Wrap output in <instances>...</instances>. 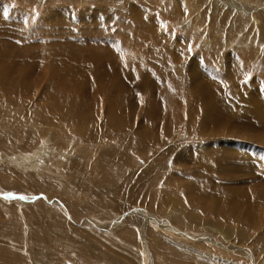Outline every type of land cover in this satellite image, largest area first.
Listing matches in <instances>:
<instances>
[{"label":"rangeland","instance_id":"rangeland-1","mask_svg":"<svg viewBox=\"0 0 264 264\" xmlns=\"http://www.w3.org/2000/svg\"><path fill=\"white\" fill-rule=\"evenodd\" d=\"M124 38L144 43L129 68L93 67L82 49L127 51ZM0 61V80L27 76L0 82V264H264V0H0ZM52 67L70 72L67 94L49 87ZM188 71L197 91L179 107L166 85ZM123 131L124 160L107 175L102 154ZM222 150L243 159L208 156ZM112 190L120 201L102 206Z\"/></svg>","mask_w":264,"mask_h":264},{"label":"bare ground","instance_id":"bare-ground-1","mask_svg":"<svg viewBox=\"0 0 264 264\" xmlns=\"http://www.w3.org/2000/svg\"><path fill=\"white\" fill-rule=\"evenodd\" d=\"M102 1V0H101ZM141 9V8H140ZM113 16V15H112ZM123 22V21H122ZM68 23V22H67ZM139 23V22H138ZM143 23V22H142ZM142 23H141V25H142ZM122 24V23H121ZM125 24V23H124ZM146 24V23H145ZM145 24H144V26L142 27L141 25H137L138 27H135V28H133V30H130V29H128L129 31H128V33H129V36H131V35H134V37L136 36V35H138V34H136L137 32H140V30H141V28H144V27H148L149 28V26H145ZM118 25H119V23H118ZM128 25V24H127ZM121 27V26H120ZM103 28V27H102ZM110 28V27H109ZM108 28V29H109ZM107 29V30H108ZM120 30H122L121 28H119ZM86 30V29H85ZM105 30V29H104ZM126 30V29H125ZM123 31V30H122ZM133 31H135V32H133ZM148 31H150V30H148ZM151 31H152V28H151ZM144 32H146V31H144ZM154 32V31H153ZM126 33V32H125ZM124 33V34H125ZM149 33V32H148ZM157 33V32H156ZM156 33H153V35L150 37V38H152V40H155V38L157 37L156 36ZM87 34V33H86ZM118 34V33H117ZM119 34H122V33H119ZM124 34H122V35H124ZM139 34H141V33H139ZM146 35V34H145ZM99 36V35H98ZM140 36H142V37H144L143 35H140ZM140 36L138 37H136V39L137 38H140ZM149 36H150V34H149ZM99 39V38H98ZM121 39V38H120ZM125 39V38H124ZM134 39V38H133ZM136 39H134V40H132L133 42H128V41H126V39L125 40H123V46H124V48L126 47V46H128L126 49H128L127 51L126 50H123V51H118L120 48H123V47H120L121 45H122V43L120 44V48L118 49V50H116L117 51V53L115 52V51H111L110 50V47L108 48L107 46V44H102V43H99V41L98 42H95V43H93V45L92 44H90L89 46H87L88 47V49H86V48H82L83 50H84V52H85V54L87 53L88 54V51L87 50H89V49H91V50H89V51H91L90 53L91 54H93V57H94V60H95V64H96V66H93V67H102L103 68V65H107L109 68H110V70L113 68V67H115V65L117 64V62L118 61H121V62H123L121 65H122V67H124V66H127L128 65V68H129V63H131V61L129 62V61H126L125 60V58H127L128 60H130V53L131 52H134V53H136V54H139L140 52H142V51H140V49L138 48V44H141V45H144V43L142 42V43H139V41H137L136 42ZM143 39H145V37L143 38ZM114 40V39H113ZM137 40H139V39H137ZM157 40V39H156ZM95 41V40H94ZM97 41V40H96ZM103 40H101L100 42H102ZM106 41V40H105ZM115 41V40H114ZM117 41V40H116ZM79 42V41H78ZM86 42H88V41H86ZM104 42V41H103ZM107 42V41H106ZM110 42V41H109ZM147 42V41H146ZM157 42V41H156ZM155 42V43H156ZM89 43H91V42H89ZM112 43V42H111ZM117 43V42H116ZM132 43H134L135 44V46H133L132 45ZM136 43H137V45H136ZM154 43V42H153ZM158 43V42H157ZM156 43V44H157ZM88 44V43H87ZM100 44V45H99ZM10 45V44H9ZM86 45V44H85ZM101 45H105V46H101ZM118 45V44H117ZM116 45V46H117ZM45 46H48V45H45ZM44 46V47H45ZM132 46H133V48H132ZM11 47V46H10ZM31 47H32V45H31ZM30 47V48H31ZM33 47H35V46H33ZM43 47V48H44ZM51 47V46H50ZM73 47V46H72ZM81 47L82 46H80V49H81ZM89 47H91V48H89ZM145 47V49H146V46H144ZM157 47H159V46H157ZM40 48V47H39ZM65 48V47H64ZM74 48V47H73ZM6 49V48H5ZM11 49V48H10ZM72 49V48H71ZM70 49V50H71ZM81 49V51H83ZM86 49V50H85ZM139 49V50H138ZM156 49H158V48H156ZM23 50V49H22ZM31 50V49H30ZM76 50V52H77V50L79 51V49H75ZM120 50H122V49H120ZM141 50H142V47H141ZM155 50V49H154ZM13 51H16V50H13ZM68 51V50H67ZM80 51V52H81ZM87 51V52H86ZM140 51V52H139ZM20 52V51H19ZM32 52V51H31ZM76 52H74V53H76ZM118 52H120V54L118 53ZM17 53V52H16ZM21 53V52H20ZM25 53H26V50H25V52H24V55H25ZM90 53H89V55H90ZM133 53V54H134ZM77 54V53H76ZM2 55V54H1ZM7 55V54H6ZM10 55V54H9ZM29 55V54H28ZM49 55H51V54H49ZM75 55V54H74ZM78 55V54H77ZM106 55V58H104L103 60L102 59H100V57L101 56H105ZM125 55V56H124ZM127 55L128 56H130L129 58L127 57ZM170 55V54H169ZM14 56V55H13ZM27 56V55H26ZM32 56V55H31ZM30 56V57H31ZM41 56V55H40ZM48 56V55H47ZM70 56V55H69ZM86 56V55H85ZM84 56V57H85ZM124 56V58H122ZM144 56V55H143ZM11 57H12V54H11ZM30 57H28V58H30ZM65 57H66V55H65ZM71 57V56H70ZM70 57H69V59H70ZM132 57H133V55H132ZM138 57V56H137ZM136 57V58H137ZM3 58V57H2ZM4 58H5V56H4ZM3 58V59H4ZM13 58L14 57H12V60H13ZM40 58V57H39ZM44 58H46V57H44ZM67 58V57H66ZM72 58V57H71ZM87 58V57H86ZM134 58V57H133ZM132 58V59H133ZM9 59V58H8ZM42 59H43V57H42ZM62 59V58H61ZM88 59V58H87ZM30 60V59H29ZM45 60H47V59H45ZM56 60V59H55ZM64 60V59H63ZM62 60V61H63ZM75 60V59H74ZM86 60V59H85ZM89 60V59H88ZM142 60V59H141ZM2 61H4V60H2ZM9 61V60H8ZM10 61H11V59H10ZM20 61V60H19ZM42 61V60H41ZM61 61V62H62ZM69 61H71V59L69 60ZM69 61H67L68 63H69ZM76 62H77V60H75ZM93 61V60H92ZM161 61V60H160ZM1 62V61H0ZM7 58H6V61H4V64L3 65H7L8 63H10V62H7ZM22 63H23V61H21ZM27 62V61H26ZM66 62V61H65ZM72 63H70V64H67V66H65L66 68H68V69H64V70H68V71H73V72H76L77 74L79 73V72H81L82 70H79L77 67H75V65H73L75 62L72 60L71 61ZM74 62V63H73ZM120 62V63H121ZM133 62V61H132ZM20 63V62H19ZM58 62H56V64H57ZM90 63V62H89ZM141 63V62H140ZM11 64H12V61H11ZM10 64V65H11ZM45 64V63H44ZM59 64V63H58ZM62 65H63V63H61ZM94 63H91V66L93 65ZM119 64V63H118ZM134 64H135V62H134ZM142 64V63H141ZM15 65V64H14ZM25 65V64H24ZM45 65H47V64H45ZM53 65V64H52ZM55 65V64H54ZM61 65V66H62ZM138 65V64H137ZM23 66V65H22ZM22 66L20 67V68H22ZM55 66H57V65H55ZM55 66H54V68H55ZM60 66V67H61ZM106 66V67H107ZM117 66V65H116ZM131 66V65H130ZM140 66V65H139ZM8 67H10L9 65H7V69H9ZM47 67V66H46ZM63 67V66H62ZM61 67V68H62ZM64 67V68H65ZM105 67V66H104ZM119 67H120V65H119ZM12 68V67H11ZM48 68V67H47ZM53 68V67H52ZM54 68L51 70V73L49 74V75H52V76H55L56 78H52L51 80L52 81H50L49 80V82H48V84H50V86L49 87H52L53 88V86H56V88H58L59 89V86H61L62 84L60 83V80H63V78H65V76H64V74L66 73V74H69L70 75V72H65V71H62L59 67H57V69L56 70H54ZM131 68V67H130ZM4 69L6 70V68L4 67ZM3 69V71H4V73H5V70ZM12 69H14V68H12ZM23 69V68H22ZM49 69V68H48ZM59 69L62 71H59ZM88 69H90V68H88ZM94 69H96V68H94ZM93 69V70H94ZM0 70H2V67H0ZM24 70H26V68L24 69ZM50 70V69H49ZM77 70H79V71H77ZM84 71H86L85 69H83ZM92 70V71H93ZM126 70V69H125ZM3 71H0V72H2L3 73ZM83 71V72H84ZM7 72V71H6ZM9 72V71H8ZM20 72V71H19ZM82 72V73H83ZM87 72H88V70H87ZM89 72H90V70H89ZM100 74H99V77H98V79H97V81L96 82H98L99 84H97L96 83V85H93V86H97L96 87V89H97V91L99 92H101L102 94H103V92H104V89H107L106 88V86H104V80L103 81H101L102 79H103V77H102V75H101V73L103 72L102 70L101 71H98ZM111 73L112 72H114V71H110ZM10 73H15V71L13 72V71H11ZM22 73V72H21ZM20 73V74H21ZM29 73V72H28ZM35 73V72H34ZM81 73V76L82 77H84L83 76V74ZM85 73V72H84ZM110 73V74H111ZM165 73V72H164ZM1 74V73H0ZM17 74H19L18 73V71H17ZM16 73H15V75L17 76V77H15V79L16 80H22L23 81V79H24V77L26 76V74H25V76H23V75H17ZM24 74V73H23ZM32 74V73H31ZM75 75L76 77H78L79 75ZM87 74V73H86ZM89 74V73H88ZM106 74H109V72L108 73H106ZM69 75H67V76H69ZM93 75L94 74H92L91 76H92V78H93ZM113 75V74H112ZM136 75V74H135ZM193 74H192V72L190 71V73H189V71H188V73H186V75L184 76V78H183V80L181 81V80H174V79H172L173 80V82L171 81V82H169L166 86H167V88H169V90H170V93L169 92H167L168 94H166L167 96H168V98H169V102L170 101H172V102H180V101H182L181 102V104H179V107H180V105H185V102H188V100H189V98H191L192 96H194L195 94L194 93H196V91H197V89H196V87L195 88H193V87H191V83H194V77L192 76ZM2 77H1V80H0V82L1 81H3L2 80V78L5 76L4 74H2L1 75ZM7 76H9L8 74H6V77ZM3 78L4 79V81H6V79L7 78ZM36 77V76H35ZM49 78H51L50 76H48ZM89 77V76H88ZM88 77H86V78H88ZM102 77V78H101ZM9 78L12 80V81H10V80H8V81H10V83H12V82H14V81H16V80H14L11 76H9ZM25 78H27V76L25 77ZM90 78V77H89ZM88 78V79H89ZM113 78V77H112ZM41 79V78H40ZM57 79V81H58V83L57 82H55L54 80H56ZM79 79H81L80 77H79ZM106 79V78H105ZM166 79V78H165ZM167 79H168V77H167ZM14 80V81H13ZM27 80V79H26ZM25 80V81H26ZM47 80V79H46ZM94 80V79H93ZM196 80H198V79H196ZM195 80V81H196ZM3 81V82H4ZM75 81V80H74ZM101 81V82H100ZM28 82V81H27ZM111 82V81H110ZM2 83V82H1ZM5 83V82H4ZM15 84H16V82H14ZM47 83V82H46ZM75 83V82H74ZM14 84V85H15ZM20 84V83H19ZM26 84V83H25ZM53 84V85H52ZM91 83H88L87 82V85H90ZM118 84H120V83H118ZM170 84V85H169ZM10 85V84H9ZM13 84H11V86H12ZM17 85V84H16ZM57 85H59V86H57ZM106 85H109V84H107L106 83ZM193 85V84H192ZM82 86V88H83V86L84 85H81ZM142 86V85H141ZM189 86H190V89H189ZM49 87H48V90H49ZM67 88L68 87V84H63V86H61L60 87V89L59 90H61L62 89V91H64L65 92V94H67V92L66 91H68V88L69 87H71L70 85H69V87L65 90H63V88ZM120 87V86H119ZM200 87V86H199ZM15 88V87H14ZM55 88V87H54ZM85 88V87H84ZM94 88V87H93ZM86 89V88H85ZM96 89H95V91H96ZM109 89V88H108ZM205 89V88H204ZM56 90V89H55ZM80 90V89H79ZM168 90V91H169ZM82 92L84 91V90H81ZM103 91V92H102ZM165 91V90H164ZM167 91V90H166ZM82 92H80L81 94H82ZM85 92V91H84ZM122 92H124L123 91V89H119V90H117L116 91V93H115V96L116 97H114L115 98V100L117 101V98H120V96L123 94ZM161 93H162V91H160ZM49 93V92H48ZM48 93H46V94H48ZM105 93V92H104ZM126 93V92H125ZM53 94V93H52ZM52 94H51V97L50 98H52ZM101 94V95H102ZM49 95V94H48ZM55 95V94H54ZM104 95V97L103 98H105V95L106 94H103ZM161 95H163V93L161 94ZM166 95H164V96H166ZM50 96V95H49ZM48 96V97H49ZM163 96V97H164ZM200 96L204 99V92L203 93H200ZM54 98H57V97H60V94H59V96L57 95V97H55V96H53ZM66 97V96H65ZM98 97V96H97ZM110 97V96H109ZM108 97V98H109ZM122 97V96H121ZM196 97H198V95L196 96ZM110 100L112 99V101H114L113 100V96H112V98H109ZM108 99V100H109ZM203 99H199L200 101L198 102V103H203L202 102V100ZM5 100V99H4ZM46 100H49L48 98L46 99ZM51 100H53V99H51ZM63 100V99H62ZM61 100V101H62ZM60 101V100H59ZM116 101H114L113 103L111 102V101H109V102H111L110 104H116ZM54 102H56V99H55V101ZM94 102V101H93ZM60 103V102H59ZM118 103V102H117ZM57 104V103H56ZM93 104V103H92ZM60 105V104H59ZM64 105V104H63ZM63 105H60L59 107H62ZM118 105H120V103H118ZM220 105V104H219ZM67 106V105H66ZM65 106V107H66ZM114 106H117V105H114ZM206 106V105H205ZM221 106V105H220ZM109 107V106H108ZM184 107V106H183ZM56 108H58V105L56 106ZM55 108V109H56ZM63 108V107H62ZM67 108V107H66ZM154 108V107H153ZM152 108V109H153ZM55 109H53V110H55ZM74 110L76 109V108H73ZM130 109H131V107H130ZM185 109V108H184ZM48 110H49V108H48ZM51 110V109H50ZM59 110V109H58ZM62 110H65V108L64 109H61V110H59L58 111V113L60 112V111H62ZM68 110H70V108L68 109ZM67 110V111H68ZM77 110V109H76ZM157 110V109H156ZM161 110V109H160ZM56 111H57V109L55 110V112L54 111H51V112H53V113H56ZM116 113H117V111L116 110H114ZM183 111V110H182ZM205 111L206 112H208V108H206L205 109ZM69 112H71V111H68L67 113H69ZM78 112H79V110H78ZM119 112V111H118ZM162 112V111H161ZM167 112V111H166ZM191 112V111H190ZM42 113V112H41ZM43 113H45V109H44V112ZM42 113V115L44 116V114ZM61 113V112H60ZM73 113V112H72ZM77 113V112H76ZM125 113V112H124ZM123 113V114H124ZM164 113V112H163ZM183 113V112H182ZM79 114V113H78ZM77 114V115H78ZM81 114L83 115V112H81ZM87 114V113H86ZM126 114V113H125ZM130 114V111H129V113H128V115ZM166 114V113H165ZM61 115H62V113H61ZM63 115H65L64 114V112H63ZM68 115V114H67ZM66 115V116H67ZM85 115V114H84ZM83 115V116H84ZM208 115V117H210V115H209V113L207 114ZM40 116V115H39ZM46 116V115H45ZM44 116V117H45ZM75 116H76V114H75ZM79 116V115H78ZM119 116V115H118ZM35 117V116H34ZM51 117V116H50ZM52 117H53V115H52ZM67 117H69V116H67ZM67 117H65V118H67ZM71 117H73V116H70L69 117V119L71 118ZM151 117V116H150ZM150 117H148L150 120H153L155 117L154 116H152L151 118ZM49 118V117H48ZM59 118H61V117H59ZM84 118H85V116H84ZM146 119V118H145ZM206 119V118H205ZM209 119V118H208ZM210 119H211V117H210ZM49 121H48V123L50 122V119H48ZM67 119H65V121H66ZM82 120V119H81ZM85 120H86V118H85ZM93 120V119H92ZM147 120V119H146ZM207 120V119H206ZM211 120H213V119H211ZM53 121V120H52ZM71 121V120H70ZM95 121V120H94ZM149 121V120H148ZM163 121V120H162ZM215 121V120H214ZM217 121V120H216ZM79 122V121H78ZM54 123H56V121L54 122ZM53 123V124H54ZM74 123V122H73ZM210 123V122H209ZM216 123V122H215ZM51 124V123H50ZM72 124V123H71ZM78 124V123H77ZM81 124V123H80ZM213 124V123H212ZM78 126H79V124H78ZM76 127V126H75ZM81 128V127H80ZM78 129V128H77ZM141 129V128H140ZM144 131V130H143ZM126 132L128 133L129 132V130H126ZM127 133H125V131H123V132H120L119 134H116V135H113L112 136V144H114V146H115V150L113 149H110V151H111V156L112 157H109V152H108V150L106 151H104V154H102L103 155V158H105L106 160L105 161H102L101 163L102 164H104V163H106V164H108V168H107V166H106V170H105V172H107L106 174L107 175H112V174H110V173H108V172H115L114 170H117L119 167L117 166L118 164H120L121 162H122V160H124V155H125V149H126V147L128 146H124L125 144H126V134ZM142 133V132H141ZM131 134V133H130ZM129 134V135H130ZM110 135V134H109ZM108 135V136H109ZM107 136V137H108ZM128 136V135H127ZM132 136V135H131ZM140 136V135H139ZM110 137V136H109ZM108 137V138H109ZM114 137H116L115 138V140H114ZM129 137V136H128ZM134 137V135L132 136V138ZM138 138V137H137ZM110 140V139H109ZM132 140V139H131ZM134 141V140H133ZM149 141V140H148ZM119 142V143H118ZM127 142H129V140L127 141ZM130 143V142H129ZM129 143H127V144H129ZM122 151V152H121ZM116 152L117 153H119V152H121V156H122V158H121V160H119L118 158H120V157H118L117 155H116ZM114 154V155H113ZM209 157H210V159L211 158H215L217 161H220V163L222 162L223 164L224 163H226V162H228V163H230V164H232V165H234V163L235 162H239V161H242V159H243V157L240 155V154H236V153H232V154H229V153H227L226 151H220V152H215L214 154H209L208 155ZM118 157V158H117ZM21 159V158H20ZM12 160V159H11ZM27 161V160H26ZM34 161V160H33ZM121 161V162H120ZM217 161H215V160H213V162H212V164L214 165ZM12 162V161H11ZM15 162L13 161V164H14ZM27 164H28V162H26ZM25 163V164H26ZM125 163V162H124ZM128 164V163H127ZM15 165V164H14ZM38 165V164H37ZM105 165V164H104ZM130 165V164H129ZM16 166H19V165H16ZM15 166V167H16ZM23 166H26V165H23ZM22 166V167H23ZM32 169L34 168L35 169V166L34 165H31L30 166ZM37 167V166H36ZM74 167V166H73ZM105 167V166H104ZM123 168V167H122ZM209 168H211V167H209ZM23 169H24V167H23ZM33 169V170H34ZM201 169H207V167H203V168H201ZM233 169V168H232ZM20 170V169H19ZM22 170V169H21ZM27 170H29V169H27ZM119 170V169H118ZM213 170H216L217 171V174L218 175H220V173L222 172V173H226V172H228V171H225V170H223L222 169V167H215ZM234 170V169H233ZM25 171H26V168H25ZM221 171V172H220ZM229 172H231V171H229ZM233 173H240V170H236V171H232ZM119 173V172H118ZM116 174V173H115ZM110 178L111 179H114L115 178V176H110ZM121 178H123V177H121ZM260 178H262L263 179V177H260ZM124 181H126V180H124ZM111 182H113V181H111ZM211 183V182H210ZM210 183H209V185H210ZM112 184H114V182L112 183ZM117 184V183H116ZM221 184H225V183H221ZM206 185H208V184H206ZM113 186V185H112ZM219 186V185H218ZM220 187H221V185H220ZM227 187V186H226ZM254 188V187H253ZM68 189V188H67ZM115 189V188H114ZM207 189V188H206ZM221 189H222V187H221ZM228 189H229V187H228ZM211 190V189H210ZM225 190H227V189H225ZM113 191V190H112ZM111 191V193H113V192H115V193H113L114 195H112V197H110V200L109 201H102L101 203H102V206H105V204L106 205H108V204H110V205H108L109 206V208H111V207H114L120 200L118 199V196L120 197V194H118V192H116L115 190L112 192ZM228 191V190H227ZM230 191V190H229ZM255 191V190H254ZM257 191V190H256ZM225 193H226V191H224ZM264 192V191H263ZM214 192H212V194H213ZM223 193V192H222ZM219 194H221V192L219 193ZM257 194V193H256ZM216 195V194H215ZM224 195L225 194H222V195H219V197L220 196H222V198H224ZM102 196V195H101ZM264 196V195H263ZM104 197V196H103ZM217 197H218V194H217ZM101 198V197H100ZM160 198V197H159ZM263 198V197H262ZM225 199V198H224ZM223 199V200H224ZM24 202H31V200L30 201H28V200H23ZM225 201V200H224ZM223 201V202H224ZM170 203V202H169ZM202 204V203H201ZM245 204V203H244ZM247 204V203H246ZM222 205V204H221ZM238 205H240V204H238ZM248 206V205H247ZM231 207H233V206H231ZM236 207V206H235ZM246 207V206H245ZM38 208V207H37ZM229 208V207H228ZM241 208V207H240ZM39 209V208H38ZM233 209V208H232ZM236 209H238V207L236 208ZM229 210H230V208H229ZM233 210H235V209H233ZM232 210V211H233ZM249 210V209H248ZM43 209H42V207L39 209V211H37V212H34L33 213V215L32 216H34V218H37L38 216H43ZM233 213V212H232ZM54 215V214H53ZM48 217V220H51V224L53 223V219L52 218H50L49 219V216H47ZM33 218V217H32ZM58 219V218H57ZM59 220V219H58ZM61 222H58L57 223V227H58V225H60V224H63L62 222H63V220H60ZM48 222V221H47ZM124 226V225H123ZM62 227V226H61ZM60 227V228H61ZM62 228H64V227H62ZM129 228H130V226L129 225H127V226H124L123 227V229L119 232V234H120V236H118L117 238L119 239V240H121L122 242H125V241H127V239H129V236L131 235V232H130V230H129ZM78 233V232H77ZM63 236H65V235H63ZM80 244H82V245H84V243H85V241L84 240H80V242H79ZM85 246V245H84ZM104 253V252H103ZM108 255V254H107ZM97 256V255H96ZM95 256V259L96 260H100L101 258L100 257H96ZM99 256V255H98ZM113 256V255H112ZM107 257V256H106ZM92 258H94V257H92ZM111 258H113V257H110V259ZM117 259H119V257L117 258ZM112 260V259H111ZM116 264H118V263H116Z\"/></svg>","mask_w":264,"mask_h":264},{"label":"crops","instance_id":"crops-1","mask_svg":"<svg viewBox=\"0 0 264 264\" xmlns=\"http://www.w3.org/2000/svg\"><path fill=\"white\" fill-rule=\"evenodd\" d=\"M259 93H260V92H259ZM12 212H13V211H11V210L9 211L10 214H12ZM25 231H26V228H25Z\"/></svg>","mask_w":264,"mask_h":264}]
</instances>
